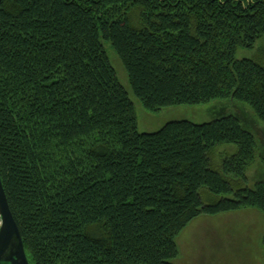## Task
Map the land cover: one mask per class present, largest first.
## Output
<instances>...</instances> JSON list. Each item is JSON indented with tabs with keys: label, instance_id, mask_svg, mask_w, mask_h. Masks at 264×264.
Instances as JSON below:
<instances>
[{
	"label": "trees",
	"instance_id": "1",
	"mask_svg": "<svg viewBox=\"0 0 264 264\" xmlns=\"http://www.w3.org/2000/svg\"><path fill=\"white\" fill-rule=\"evenodd\" d=\"M262 37L264 0H0V177L29 263L176 264L199 216L264 215L238 117L138 132L104 48L150 111L228 99L264 125V48L235 58Z\"/></svg>",
	"mask_w": 264,
	"mask_h": 264
},
{
	"label": "rangeland",
	"instance_id": "2",
	"mask_svg": "<svg viewBox=\"0 0 264 264\" xmlns=\"http://www.w3.org/2000/svg\"><path fill=\"white\" fill-rule=\"evenodd\" d=\"M104 48L118 82L134 106L138 132H157L170 122L203 124L234 114L254 135L257 145L256 159L246 171L247 186L254 188L257 182L264 181V125L246 104L215 99L199 105H177L150 111L134 95L126 71L108 42H104ZM261 48H264V37L252 49H238L235 58L254 59ZM235 152L234 146H220L212 156L213 163L219 165L223 158ZM175 244L178 251L176 264H264V215L255 209L216 216L201 215L180 232Z\"/></svg>",
	"mask_w": 264,
	"mask_h": 264
},
{
	"label": "water",
	"instance_id": "3",
	"mask_svg": "<svg viewBox=\"0 0 264 264\" xmlns=\"http://www.w3.org/2000/svg\"><path fill=\"white\" fill-rule=\"evenodd\" d=\"M19 229L12 217L0 177V264H28Z\"/></svg>",
	"mask_w": 264,
	"mask_h": 264
},
{
	"label": "flooded vegetation",
	"instance_id": "4",
	"mask_svg": "<svg viewBox=\"0 0 264 264\" xmlns=\"http://www.w3.org/2000/svg\"><path fill=\"white\" fill-rule=\"evenodd\" d=\"M25 254H26V253H25ZM26 257H27V261H28V256H27V254H26ZM2 264H8V263H6V262H2ZM28 264H30L29 261H28Z\"/></svg>",
	"mask_w": 264,
	"mask_h": 264
}]
</instances>
